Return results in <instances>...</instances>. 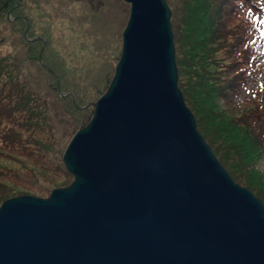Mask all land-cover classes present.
Returning a JSON list of instances; mask_svg holds the SVG:
<instances>
[{
    "label": "water",
    "instance_id": "1",
    "mask_svg": "<svg viewBox=\"0 0 264 264\" xmlns=\"http://www.w3.org/2000/svg\"><path fill=\"white\" fill-rule=\"evenodd\" d=\"M130 9L107 88L62 159L71 182L0 203V264H264V202L178 85L167 0Z\"/></svg>",
    "mask_w": 264,
    "mask_h": 264
},
{
    "label": "trees",
    "instance_id": "2",
    "mask_svg": "<svg viewBox=\"0 0 264 264\" xmlns=\"http://www.w3.org/2000/svg\"><path fill=\"white\" fill-rule=\"evenodd\" d=\"M20 1L0 0L2 23L12 29L11 46L25 43L29 59L28 72L14 49L7 54L0 51V202L21 193L47 196L53 187L72 180L62 153L71 135L88 121L90 103L96 99L75 88V73L65 67L59 79L49 75V80L36 81L43 72L59 73L61 61L51 41L69 31L41 21L37 29L40 16L34 15L33 3L29 12L21 13L17 11L22 9ZM168 2L184 100L221 163L264 202V85H246L248 78L261 72L264 0ZM13 10L14 20H10ZM45 12L47 17L52 14L48 9ZM115 63L102 77L101 91L93 89L97 97L107 87ZM30 65L37 69L31 70ZM41 83L58 93L60 107Z\"/></svg>",
    "mask_w": 264,
    "mask_h": 264
},
{
    "label": "rangeland",
    "instance_id": "3",
    "mask_svg": "<svg viewBox=\"0 0 264 264\" xmlns=\"http://www.w3.org/2000/svg\"><path fill=\"white\" fill-rule=\"evenodd\" d=\"M31 2L33 3L32 11L34 15L40 16L35 23L37 29H39L42 22L44 24L48 23L47 27L69 31L63 34L62 37H52L51 41L52 47L57 50L61 61V66L58 68L59 73L55 75L52 72H43L41 76L36 77V81L49 80V75L59 79L63 75L65 67L75 73L72 81L80 93L84 92L86 95L90 93L93 99L97 98L93 89L97 88V92L101 91L104 86L102 77H107L110 73L120 51L121 32L129 14V2L125 0H21L20 6L22 9L18 8L17 11L21 13L29 12ZM170 2L175 5L177 0H170ZM46 9H48V13L49 11L52 12L48 17L45 12ZM14 12L15 10L8 14L10 20H14ZM240 14H236V16ZM81 17L85 19L83 20ZM261 26L264 28V24H261ZM11 30L10 27L2 23V18H0V51L2 54H7L14 49L22 58L23 69L29 72V59L25 57L28 46L25 43L11 46L9 34ZM36 33L38 32L34 34ZM262 37L264 39V33ZM258 63L261 72L248 78L246 85L249 88L264 85V50L258 59ZM30 68L31 70L37 69L36 65H30ZM40 85L44 87L46 92L49 91L48 93L51 95L54 94L52 101L60 107L56 103L55 94L57 92L50 91L46 84L41 83ZM61 94L65 95V93ZM90 107H92V104ZM66 114L67 119H69L70 114ZM3 161L8 162V160ZM29 166L33 165L29 162ZM49 176L48 174L47 177Z\"/></svg>",
    "mask_w": 264,
    "mask_h": 264
},
{
    "label": "bare ground",
    "instance_id": "4",
    "mask_svg": "<svg viewBox=\"0 0 264 264\" xmlns=\"http://www.w3.org/2000/svg\"><path fill=\"white\" fill-rule=\"evenodd\" d=\"M65 167H66V165H65ZM66 169H67V167H66ZM68 170V169H67Z\"/></svg>",
    "mask_w": 264,
    "mask_h": 264
}]
</instances>
